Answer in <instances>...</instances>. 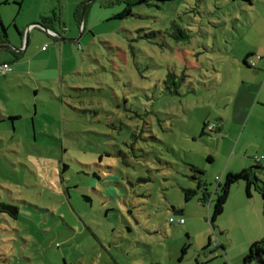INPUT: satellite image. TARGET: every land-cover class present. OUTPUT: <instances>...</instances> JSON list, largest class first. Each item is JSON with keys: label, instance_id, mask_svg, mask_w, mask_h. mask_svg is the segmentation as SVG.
I'll return each mask as SVG.
<instances>
[{"label": "rangeland", "instance_id": "obj_1", "mask_svg": "<svg viewBox=\"0 0 264 264\" xmlns=\"http://www.w3.org/2000/svg\"><path fill=\"white\" fill-rule=\"evenodd\" d=\"M20 2L0 0L11 33L51 10ZM63 2L71 43L38 31L35 60L0 71V203L19 208L1 215L0 264H244L262 193L239 181L211 217L228 173L257 168L264 189V0H151L124 19L122 0H95L85 33Z\"/></svg>", "mask_w": 264, "mask_h": 264}, {"label": "trees", "instance_id": "obj_2", "mask_svg": "<svg viewBox=\"0 0 264 264\" xmlns=\"http://www.w3.org/2000/svg\"><path fill=\"white\" fill-rule=\"evenodd\" d=\"M123 3H125V7L124 9L119 12L118 14L114 15L112 17V19H124L127 18L129 16H131L132 13V8L137 5V4H143V3H150L151 0H122ZM155 1H159V2H165V1H171V0H155ZM244 2H252V0H243ZM83 5L79 6L77 8V10L75 11V19L76 22L78 23V25L80 26L81 24V19L83 18V14L81 16V11H82ZM6 31L3 29V32ZM251 56V55H250ZM254 58L251 59V61H247L245 60V64L249 67H253V65H251V62ZM264 58H260V60H263ZM2 65V64H0ZM8 65V64H7ZM185 79V74L183 75V77L181 78V81H183ZM169 85L170 88L173 92H178L179 91V84H177V82L175 81V76L173 74H168L167 76V81H166ZM174 84V85H173ZM174 86V89L173 87ZM11 120L16 119L14 117L10 118ZM211 123L209 122H204L203 123V128H202V135H205L206 131L208 132H215V133H220L222 132V130L220 129L219 126H215V128L213 129H209V125ZM214 124V123H212ZM14 129V128H13ZM15 130V129H14ZM191 171L193 173H198L200 174L201 171L199 170L198 167L196 166H190ZM67 169V166L64 165L63 166V170L65 171ZM257 168H252L251 170H243L242 172L238 173V174H234V173H228L225 179V182L223 185H221V183L218 184V187L221 186V190L220 192L216 191V195H217V199H216V204L214 207V211H213V215L211 217V224L212 226H214L215 222L217 221L218 217L223 213L224 211V207L226 202L229 199V195H230V191H231V187L239 182V181H245L247 184V194L248 196H251V188L252 186L255 187L256 190H259V192L262 193L263 197H264V189L262 190L261 187L259 186V176L257 175V171L255 170ZM259 173H264V168H259ZM102 178H99L100 181ZM194 179H198V177L194 176ZM220 180H218L219 182ZM202 186V184L199 185V187ZM185 193V197L186 199H190L192 195H194L196 192L194 190L191 189H186L184 190ZM211 195L207 192V194L204 195L203 199L201 200L202 204H206L208 198H210ZM6 207H11V206H7L5 204L0 203V218L2 214H5L6 212L9 214V211H6L4 208ZM16 208V215H13L14 218H18L19 216V208L18 207H14ZM172 210L174 211V213L176 215H182L183 214V210L182 209H177L175 207H172ZM177 222V221H176ZM209 246H211V242L209 243ZM186 249L187 247H184L182 252L185 255L186 254ZM221 249L225 250V246L221 245ZM264 264V240H259L254 242L251 245L250 251L249 253L245 256L244 258V264Z\"/></svg>", "mask_w": 264, "mask_h": 264}, {"label": "crops", "instance_id": "obj_3", "mask_svg": "<svg viewBox=\"0 0 264 264\" xmlns=\"http://www.w3.org/2000/svg\"><path fill=\"white\" fill-rule=\"evenodd\" d=\"M15 1L18 2L19 0H15ZM66 1L68 2L69 5H73L74 7L78 8L79 6L83 5V3L85 1H88V0H66ZM19 4L22 7L24 5V0H21V2ZM35 4L39 7L50 6L51 10L48 11V13H45L43 11V12H39L36 15L35 14H33V15L28 14L27 15L25 13L23 15L20 14L19 18L21 19V21L23 23L18 25V27L16 26L17 33H15V32L11 33L9 30H6L9 38L11 39L10 41H12L14 44L18 45V47H21V39H20V37H17L18 32H20L21 34H24L30 26L35 25V23L39 22L43 16L54 15L56 17L58 26L55 25L54 28H51V29H53V31H56V32L51 31V33L56 34L58 32L60 35L59 36L60 38L54 37L53 35H51V33L49 34V33L43 32V34H44L43 41L47 37V39L49 38V39L55 41L56 43H61L62 46H65L67 43H71L67 40V38L65 36H66V34L73 32L75 30V28L72 26V24H67L64 21V16H63L64 2H63V0H35ZM90 5H91V3L87 6V8H86L87 12H84L83 18L81 19L82 22L79 26L80 28L83 29V33L86 32L87 27L89 26L88 19L90 17ZM60 10L62 12H58ZM75 11H76V9H75ZM86 13H87V15H86ZM2 24H3V22L0 19V44L7 43V41H8V40L3 38V35L5 33L2 30ZM3 26H4V24H3ZM20 26H23V27H20ZM39 30L40 29L36 26L30 31L29 34L31 37L29 39V43H27L28 46L25 47L24 49L22 48V51L20 50L19 52H17L14 50H7V49L0 50V61H3L1 63L2 64H8L10 67L13 64L26 65V64L32 63L36 57V54H34V50L36 47H38L40 45V43L38 41H40L42 39V37H40L39 35L36 36V34H38ZM42 49H46L45 46H43ZM12 71L13 70H11V72ZM258 106H261V104H256L253 107L252 111L254 112ZM11 117H12V115H11ZM11 117H8V120L11 121V123L10 122L9 123L15 129L16 128L15 125H16L17 121L22 120V117H14L16 119H13V120L10 119ZM4 122H6V121H4ZM220 125H218V126L220 127ZM220 129L222 131H224V127L222 125H221ZM11 136H13V135H11ZM252 244H253V242H251L250 245H252ZM225 250H226V248H225Z\"/></svg>", "mask_w": 264, "mask_h": 264}, {"label": "water", "instance_id": "obj_4", "mask_svg": "<svg viewBox=\"0 0 264 264\" xmlns=\"http://www.w3.org/2000/svg\"><path fill=\"white\" fill-rule=\"evenodd\" d=\"M92 1L95 0H89L86 4V7L88 6L89 3H91ZM34 26H40L39 23H35V25H32L28 28V30L24 33V36H17L20 37L21 39V47H18V45L14 44L12 41H10L11 39L9 38L7 32L5 31V37H3L4 39L8 40L7 43H5L4 45H0V50L2 49H7V50H14L19 52L20 50L22 51V48L24 49L25 47L28 46L27 43H29V39H30V31ZM2 29L5 30V27L2 24ZM6 211L11 212L13 215H16L17 211L16 208L13 207H6L4 208Z\"/></svg>", "mask_w": 264, "mask_h": 264}, {"label": "flooded vegetation", "instance_id": "obj_5", "mask_svg": "<svg viewBox=\"0 0 264 264\" xmlns=\"http://www.w3.org/2000/svg\"><path fill=\"white\" fill-rule=\"evenodd\" d=\"M40 24V26H37L40 30V32H46V33H49L51 31H53V29L51 28H54L55 25L58 26L57 24V20H56V17L54 15H50V16H43L39 22H37ZM53 32H56V31H53ZM58 34V35H57ZM57 35V38H60L59 36V33L57 32L56 33ZM18 36H24V34H21L20 32H18ZM31 37V36H30ZM0 45H4V43L0 44ZM5 214L8 215V213L6 212Z\"/></svg>", "mask_w": 264, "mask_h": 264}, {"label": "built area", "instance_id": "obj_6", "mask_svg": "<svg viewBox=\"0 0 264 264\" xmlns=\"http://www.w3.org/2000/svg\"><path fill=\"white\" fill-rule=\"evenodd\" d=\"M51 35H53L54 37H57V35L55 33H51ZM258 59L260 60V57ZM251 64L253 66H256V62L255 61L251 62ZM0 71L3 72V73L11 72V68L8 67L7 65L0 66ZM215 126H216L215 124H210L209 125V129L211 130V129L215 128ZM180 222L183 223L184 220L183 219H180Z\"/></svg>", "mask_w": 264, "mask_h": 264}, {"label": "bare ground", "instance_id": "obj_7", "mask_svg": "<svg viewBox=\"0 0 264 264\" xmlns=\"http://www.w3.org/2000/svg\"><path fill=\"white\" fill-rule=\"evenodd\" d=\"M34 27H36V26H34ZM33 27V28H34ZM32 30V29H31ZM5 33V32H4ZM3 37H5V34L3 35ZM5 44V43H4ZM252 65V64H251ZM0 66H4V65H0ZM8 67H10L9 65H7ZM11 68V67H10ZM12 70V69H11ZM14 208V207H13ZM11 213V212H10Z\"/></svg>", "mask_w": 264, "mask_h": 264}]
</instances>
